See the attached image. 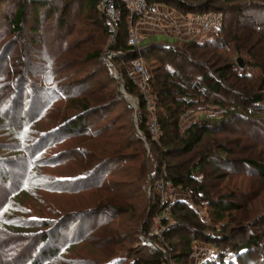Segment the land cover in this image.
I'll list each match as a JSON object with an SVG mask.
<instances>
[{
	"label": "trees",
	"instance_id": "trees-1",
	"mask_svg": "<svg viewBox=\"0 0 264 264\" xmlns=\"http://www.w3.org/2000/svg\"><path fill=\"white\" fill-rule=\"evenodd\" d=\"M146 1L148 5H165L184 16L219 13L222 27L218 31H203L199 38L171 40L174 46L165 42L142 44L137 51L127 43V37L142 12L130 17L121 4L122 16L111 60L123 76L125 91L136 96L139 105L137 120H132L129 132H125L130 144L110 149L107 157H103L85 142L94 144L106 138L109 129L104 130L112 123L106 118L105 126L92 127L89 120L95 109L103 111L109 103L91 107L95 93L92 89L87 91L85 79L77 78V69L60 66L58 29H52L57 24V28L70 30L61 43L66 50L75 48L79 41L91 40L96 28L104 40L110 38L106 15L98 7L99 0H0V137L5 136L0 140V191L9 194L6 203H10L0 206V264H55L57 260L82 264L83 260L75 261L63 253L71 244L72 225L77 229L75 238L85 239L91 233H87L88 224L102 218L99 217L102 214L112 216L119 207L112 204L119 194L110 192L107 201L98 204V211H70L57 214L58 218L19 215L15 206L22 202L20 197L29 194L33 180L30 172L35 177L47 178L48 183L42 185L51 192H77L92 181L99 186L108 167H117L118 171L122 166L129 171L127 166L133 161H142L140 171L144 175L136 172L141 189L148 183L147 177L153 183L148 220L156 215L162 218L160 214L164 213L165 207L159 205V190L155 187L159 181H168L173 188H180L188 194L189 201L180 199L170 206L172 223L168 216L162 218L165 228L161 242L165 253L149 244L142 248L149 250L148 256L128 252L115 256L110 263L97 261L98 264H127L128 258L132 264L167 261L190 264L194 254L192 244L196 240L214 247V253L197 264H264L261 227L264 214L256 229L250 226L243 232L226 228L228 218L242 209L235 202L236 196L241 197L238 194L242 188L233 185V181L248 177L253 171L264 181V156L238 157L236 154L239 146L250 139L243 130L239 131L240 124L255 116L264 122V0ZM76 9L85 13L87 19L72 21L70 18ZM231 11L234 14L229 20ZM26 29L31 38L25 35ZM48 35L54 37L46 39ZM55 45L58 52L54 51ZM105 53L106 49L104 52L91 50L82 61H98L117 86V76ZM138 57L147 62L146 93L140 92L126 74L127 63ZM239 57L244 59L243 67L238 65ZM115 88V103L111 108L121 105L132 113L134 108ZM202 106L219 108L223 114L219 118H199L182 128L181 118ZM153 123L156 133L151 130ZM119 136L124 139L125 135L119 132ZM143 138L151 147L150 155ZM234 141L235 148L230 146ZM68 142L71 147L65 149ZM132 146L139 150L138 155L124 152ZM197 149L201 150L196 153ZM88 153L95 157H87ZM182 156L195 158L178 161ZM146 159L151 169L148 176H145ZM94 161L96 166L91 165ZM67 163L74 166L69 175L52 173L66 170ZM222 179L227 180L224 185L209 183ZM108 183H102V189L112 191L114 185ZM227 186L231 189H224ZM219 189L225 192L219 194ZM7 211H11L8 217ZM35 228L39 230L34 231ZM147 228L146 225L143 232Z\"/></svg>",
	"mask_w": 264,
	"mask_h": 264
},
{
	"label": "rangeland",
	"instance_id": "rangeland-1",
	"mask_svg": "<svg viewBox=\"0 0 264 264\" xmlns=\"http://www.w3.org/2000/svg\"><path fill=\"white\" fill-rule=\"evenodd\" d=\"M159 5L180 14L178 11L170 9L162 4H157V7ZM78 10L76 9L74 12H72V17L70 19L72 21L83 18L87 19L86 14L84 13L83 15V13L81 14L79 12L80 10L79 11ZM232 14H234V12L232 11L229 12V20L233 16ZM192 17L193 15L188 16L189 19ZM52 29H58L59 50L58 47L55 45L54 51L57 50L59 51L60 66L65 65L66 67L71 68V70L77 69L78 70L77 78L82 77L83 79H85L84 81H86V88L88 89L87 91H90V89H92L93 93H95L94 94L95 101L92 102L91 107L94 108L95 106L100 107V105H104V104L107 105L109 103L108 108L107 107L104 108L103 111L102 109H98V110L95 109L94 116H92L91 120H89V123L92 127H97L99 125L105 126L104 124L106 123V118L107 121L112 123L110 127H106V128L104 127L105 128L104 131L109 129L107 131L106 138L96 140L94 144L88 141L85 142V144H88L89 147L90 146L94 147L92 148L94 152L100 153L101 156L103 157H107V154L110 151V149H113L115 147L118 148L123 143H127L128 145L130 144L129 143L130 141L129 142L127 141L128 136L125 132L126 131L129 132V127L131 128L132 124L130 123H132V120L134 122L137 120L136 112L138 110V105H139L136 96L130 95L127 92L129 96L127 99L123 95L122 96L125 98L127 104H130V107L132 106V108H134V111L131 113L121 105L111 108L112 104L115 103V99L113 95L114 93L113 91H115L116 89L115 87H117V90L119 91L118 88L119 82H121L124 86L123 76L119 74L121 76V81H119V78L116 75V72L119 73V70L114 65L113 60H111V57L113 56V52H114L113 51L114 42L116 40L117 33L114 38L111 36L110 33V38L104 40L101 37L102 35L100 30L98 31L96 28L95 31L94 30L92 31L91 40L85 39L79 41L75 48L66 50L63 49L61 43H63V39L66 35V32L69 29L57 28V24ZM48 30L49 29H47L46 31ZM202 33L203 31H196V33L194 32L192 34L190 39H183L182 37H175L174 39L191 40V39L199 38V36ZM25 35L29 36L28 38H31L28 29H26ZM51 37H54V35L46 39H50ZM55 37H57V34L55 35ZM174 39L169 38V36L167 37L161 33H158L156 34L155 37H145V39H141V43L150 44L156 41V42H165L166 44L174 46L175 43L171 41V40L174 41ZM26 41L27 43H30V40L27 39V37H26ZM110 47L112 49L109 52ZM96 49L101 50V52H104V50L106 49V53L104 54V57L106 58V60H108V57L110 58L108 62L109 65H112L115 76H117L118 79L117 86L115 82L112 83V81L109 80V76H107L103 67L98 61L96 60L92 62L82 61L86 53L90 52L91 50L92 52H94V50ZM229 52L230 51H225L224 53L227 54ZM116 54L121 55L119 51H117ZM241 58L243 59V57ZM143 61L146 70L147 62L144 59ZM37 67L38 66H36L35 68ZM38 70L39 69H35V71ZM126 72H127L126 74L128 75L129 73L128 65H126ZM94 74L95 76H93ZM135 81L138 83L139 91L146 93V87L144 88V86L143 87L139 86L140 80L137 78ZM63 103L64 100L62 102V105ZM222 114L223 113L219 108L213 106H202L197 110H193V112H189L185 116H183L180 121L181 127L184 128L188 124L202 117L213 116L219 118L222 116ZM151 118L154 119V116L152 115ZM260 119L262 118H260L259 116H255L249 119L248 121H244L242 124H240L241 126L239 128L241 129L239 131L242 132L243 130L244 131L243 134L250 137V139L245 140V142L241 144V147L239 146V149H237L236 151L238 157L243 156V157L256 158V157L264 156V152H262V147L264 146V144L261 143V142L264 143V122L262 121L263 122L262 123ZM10 126L11 125H7L8 128H10ZM151 127H152L151 130L154 133H156L157 131L156 124L153 123ZM119 132L121 135H125L123 136L124 139L120 138ZM4 137H0V140L3 139ZM144 140L145 138H143V141ZM234 143L235 141L232 142L230 146L231 147L233 146L235 148ZM254 143L257 144L253 145ZM70 145L71 142H68L67 144L65 143V149L70 148L71 147ZM144 146L147 150V155H150L151 147L147 140L144 141ZM136 148H138V146H136ZM200 150L201 149H197L196 153ZM129 151L133 152V156H136L140 153L139 150L135 149L134 146L124 150V152H129ZM92 154L93 153H88L86 156L95 157V155ZM187 157L188 156H182L179 158L178 161H190L195 158V156L192 158H187ZM114 160H117V158L114 157ZM97 161H94L91 165L95 164L96 166ZM68 164L69 163L66 164L67 167L66 170H64L63 168L62 170L60 169V170L52 171V173L55 176L69 175L72 172V168H74V166ZM141 164L142 161H133L129 163V165L127 166L130 167L129 171L127 170L125 171V168L124 167L122 168V166L118 171H117V167H113V168L108 167L107 168L108 171L106 172V175L103 176L99 181L100 187L98 186V184L93 185L94 181H92L87 185H85L83 188H81V190H77V192L53 191V190L51 192L49 188L47 189L46 186L42 185L48 183L47 178L35 177V175H33L30 172L29 175L31 178H33L31 182L32 187L29 190L28 195H23V196L21 195L22 197H20L19 201H22L21 202L22 204L16 203L15 209L18 210L19 215H26L27 213L26 216H32L33 218H38V217L44 218L43 215L48 217H54V216L57 217L58 216L57 214L60 213L64 214L70 211H82V210L98 211L99 210L98 204L105 203L107 201L106 197L111 196L110 192L113 194L117 193L119 195L117 197H114V200L112 201L113 203L112 202L111 203L113 205L119 204L118 205L119 207H116V209H114V211L112 212V216H110V214L107 215L102 214L99 216L102 218H97V220H93L90 224H88L86 227V229L88 228L87 233L89 231H91V233L86 234L85 239L75 238V230L77 229L74 225H72V230L69 231L70 233L69 242H71V244L67 246L66 249L63 250L64 255L75 261L83 260L82 264H98L99 262L101 263L104 261L110 263L113 261L115 256H118L120 254L125 255L128 254V252L131 255L139 254L142 252V254L148 256L149 250L142 248L143 247L146 248L147 245L149 244H152L155 249H158L162 253H165V247L162 245L161 242L162 241L161 235L165 228V226L162 225V218L168 216L169 218L168 220L170 221V223H172L173 222L172 218L169 216L170 206L173 203L179 201L180 199L189 201V196L180 188L178 189L173 188L171 184L166 185L165 183L168 181H164V180L159 181L158 183H156L155 187L156 189L159 190V195H160L159 205H161L162 208L165 207L164 213H162V215L160 214L162 218L156 215L153 218L152 217L149 218L148 220V214H149L148 211H150L149 203L152 194L151 192L153 190L152 189L153 183L152 180H149V177H147L146 179L148 183L146 184L145 188L141 189L140 180H139V176H141L140 174L142 173L140 171ZM144 166L146 167L145 176H148L150 167L147 159L144 162ZM219 171H221L220 174H222L223 171L222 170ZM136 172L139 173V176L138 173ZM255 172L253 171V173L248 177H243V179H235L233 181V185L237 184L242 188V190H240V194H238L241 195V197L238 198V196H236L235 199V202L239 203L242 206V209L238 212H234L232 214V217L228 218L230 219V221L226 226L227 230L228 228L232 227V229L234 228L242 229L243 232H245V230L247 228H250V226L253 229H256L258 228L257 225L260 224L258 221L260 217L264 214V181H260L259 177L256 175ZM49 173H51V171ZM142 174L144 175V173ZM225 182H227V180L222 179L219 182L211 180V182L209 183L214 186L215 185L220 186V185H224ZM102 183L104 184L112 183L114 185L113 190L107 191V189H102L103 187L101 185ZM39 184L42 185V187H40ZM233 185L231 186L235 188V186ZM227 188L231 189L228 186L224 187V189L226 190ZM114 189L117 190V192H115ZM224 189H219V194H223L225 192ZM8 197H9L8 193L6 194L5 192L0 191V200H1L0 206L1 204L2 206L5 204H10V203H6ZM125 199H128V202H124L123 200ZM10 212L11 211H7L5 216L8 217L7 214H9L10 216ZM105 212H111V211L109 210ZM89 221L90 220H87L88 223ZM262 223H263V225H261L263 231L262 233L264 234V221ZM146 225L148 227L147 232H143V229L145 228ZM98 226H100L101 228L99 227L97 229ZM37 230L39 229L37 228L34 229V231ZM210 236L211 238L213 237L212 235ZM88 237L90 239L89 241L87 239ZM156 237L158 238L156 239ZM262 240H264V236L262 237ZM192 246H193L194 254L190 259V264H197L202 259L214 253V247L213 246L211 247L209 244L201 240L194 241ZM126 263L132 264V260L128 258ZM55 264H69V263H65V262L63 263L57 260L55 261ZM75 264H80V263L75 262ZM164 264H173V262L167 261Z\"/></svg>",
	"mask_w": 264,
	"mask_h": 264
},
{
	"label": "built area",
	"instance_id": "built-area-1",
	"mask_svg": "<svg viewBox=\"0 0 264 264\" xmlns=\"http://www.w3.org/2000/svg\"><path fill=\"white\" fill-rule=\"evenodd\" d=\"M121 4H123L127 8L130 13V17L135 13H141L148 10H156L157 8V5H148L146 0H99L98 7L106 15L108 28L113 38L118 31V26L121 21ZM191 22H195L200 25V31H218L222 27V16L221 14L214 12H209L204 15L193 14V17L190 18L187 25L190 26ZM137 23L135 25H137ZM135 25L131 26L130 28L127 37V43L130 46H133L137 51H139L142 43ZM127 65L129 69L128 75L131 77V79L134 80V82L138 85V83L135 81L138 78L140 80L139 86H144L145 88L148 75L146 74L143 59L141 57L132 59L128 62ZM165 184L170 185L169 182H166Z\"/></svg>",
	"mask_w": 264,
	"mask_h": 264
},
{
	"label": "crops",
	"instance_id": "crops-1",
	"mask_svg": "<svg viewBox=\"0 0 264 264\" xmlns=\"http://www.w3.org/2000/svg\"><path fill=\"white\" fill-rule=\"evenodd\" d=\"M189 20L188 16H182L159 5L156 10L142 12V16L135 27L141 39L155 37L158 33L173 39L175 37L190 39L194 32L200 31V25L191 22L188 26Z\"/></svg>",
	"mask_w": 264,
	"mask_h": 264
},
{
	"label": "water",
	"instance_id": "water-1",
	"mask_svg": "<svg viewBox=\"0 0 264 264\" xmlns=\"http://www.w3.org/2000/svg\"><path fill=\"white\" fill-rule=\"evenodd\" d=\"M111 49L112 48L110 47L109 52H110ZM108 60H110L109 57H108ZM238 65H239V67H243L244 66V61H243V59L241 57L238 59ZM116 75L118 76L119 81H121V76L119 75L118 72H116ZM118 88H119V92H121V94L127 99L129 96H128L127 92H125L124 86H123V84L121 82H119Z\"/></svg>",
	"mask_w": 264,
	"mask_h": 264
},
{
	"label": "bare ground",
	"instance_id": "bare-ground-1",
	"mask_svg": "<svg viewBox=\"0 0 264 264\" xmlns=\"http://www.w3.org/2000/svg\"><path fill=\"white\" fill-rule=\"evenodd\" d=\"M132 98V97H131Z\"/></svg>",
	"mask_w": 264,
	"mask_h": 264
}]
</instances>
